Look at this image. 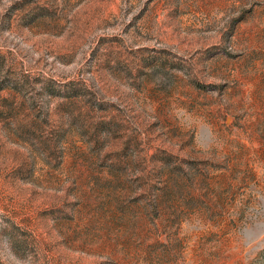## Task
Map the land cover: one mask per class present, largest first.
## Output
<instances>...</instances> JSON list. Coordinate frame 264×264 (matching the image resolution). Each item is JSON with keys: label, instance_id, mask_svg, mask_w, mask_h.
Wrapping results in <instances>:
<instances>
[{"label": "rangeland", "instance_id": "1", "mask_svg": "<svg viewBox=\"0 0 264 264\" xmlns=\"http://www.w3.org/2000/svg\"><path fill=\"white\" fill-rule=\"evenodd\" d=\"M0 264H264V0H0Z\"/></svg>", "mask_w": 264, "mask_h": 264}]
</instances>
